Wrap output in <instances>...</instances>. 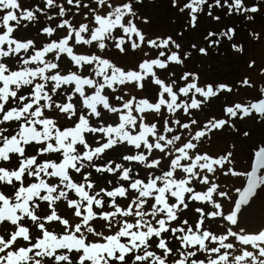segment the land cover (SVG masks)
I'll list each match as a JSON object with an SVG mask.
<instances>
[{"label":"snow or ice","instance_id":"obj_1","mask_svg":"<svg viewBox=\"0 0 264 264\" xmlns=\"http://www.w3.org/2000/svg\"><path fill=\"white\" fill-rule=\"evenodd\" d=\"M143 3L42 0L43 7H26L20 0H0V264H264V223L248 231L239 222L242 207L264 196V143L254 146L250 170H235L234 144L223 155L210 154L217 133H239L236 121L264 127V84L249 75L258 71L264 78V67L250 58L239 81L201 84L186 61L193 52L219 54L225 40L243 55L244 46L233 42L236 28L208 29L206 46L192 43L182 52L172 36L153 38L138 26L149 23L136 8ZM171 7L187 13L186 27L193 31L204 16L221 23L214 9L226 8L225 16L253 26L257 16L264 18V0H171ZM40 16L48 24L38 37L48 42L37 47L35 40L14 37L22 20ZM77 16L81 20L74 22ZM59 30L66 34L53 38ZM249 35L264 40L255 27ZM110 46L133 62L119 66L106 58ZM146 48L157 50L156 57ZM65 58L75 70L61 68ZM172 66L181 69L179 82ZM160 70L169 73L167 79ZM149 81L157 87L154 101L132 95ZM239 88L255 96L225 100L224 118H195L210 101L238 96ZM106 114L115 121L107 123ZM65 118L71 127L59 126ZM118 146L133 150L121 157L123 163H97ZM93 171L117 183L97 191ZM218 174L241 182L235 197L216 182ZM218 197L232 204L222 206ZM61 203L67 217L58 212Z\"/></svg>","mask_w":264,"mask_h":264},{"label":"rangeland","instance_id":"obj_2","mask_svg":"<svg viewBox=\"0 0 264 264\" xmlns=\"http://www.w3.org/2000/svg\"><path fill=\"white\" fill-rule=\"evenodd\" d=\"M154 0L151 3H143L142 5L138 6L136 5V8L138 10V13L140 16L147 18L149 21L148 24H142L139 21H137L138 26L142 29L146 30V34L152 36L153 38L156 35H159L161 37L164 36H170V30L167 26V18H177L176 23L178 27V34L180 32H184L186 22H184V19L187 16L186 13L180 14L177 9H174L171 7V2L169 0ZM171 1V0H170ZM23 6L26 7H32L37 4H39L41 7L42 0H20ZM38 2V3H35ZM174 9V10H173ZM214 14L219 15L221 17V23H215L211 20V18L204 16L200 23L203 24L201 27H199L193 31L190 29H187L188 32H184L186 34L185 37L188 38L187 40V50H189V46L192 43H195L198 45H205V42L203 40V36L206 34V30L213 29L217 32H219L221 29H224L228 26H233L236 28V36L234 38V43H239L244 46L245 52L243 55L236 54L233 52V50L230 47V44L227 40H225L219 48V54L214 52L212 49H209V55L207 57H203L198 55L197 53L193 52L192 57L186 61V66L190 70H194L199 73L200 75V82L201 84L205 82H227L232 84L233 82L239 81L243 73L246 71V64L249 62L250 58H255L257 60V64L260 67H264V40H254L250 35V31H252L253 27H255L256 31H264V18L257 16V24L255 26L249 25L246 23L242 17L237 16H225V13L227 12V9L225 8L223 11L219 9H214ZM3 13H0L2 15ZM180 17V18H179ZM180 19V20H179ZM74 22H79L81 20V17L77 16L73 18ZM54 25L57 23L56 21H53ZM13 25L15 22H11ZM27 24V27H24V25ZM48 22L45 20L43 16H40L38 21L36 22H28V21H22V23L16 28V31L13 33L14 37L21 41H26L29 39L35 40L36 46L41 47L43 44H45L46 41L44 35H39L38 37V30L46 26ZM20 26H23L19 28ZM3 29L0 28V32H2ZM64 33H57L56 36H62ZM55 36V37H56ZM135 38V37H134ZM175 50V49H173ZM92 50L88 49L87 46H85V54H90ZM98 54H101L96 50ZM112 55L108 56L106 58L113 59L114 63H118L119 66H124L126 64H131L133 61L131 58H125L121 56L114 48L110 46L109 50ZM145 51L149 52L150 58H155L158 54L157 50H151V49H145ZM102 55V54H101ZM131 56V54H130ZM149 58V57H145ZM6 62L12 66L13 68L19 67V64L15 61L14 58H5ZM69 70H73L72 67H70ZM65 72L67 70H64ZM90 72V70H88ZM169 71L175 72V78L179 82V76L181 75V69L177 66H172ZM84 74H88V72H85ZM169 73L166 71H159V76L162 79H167ZM252 79L259 80L260 84H264V78H262L259 74V72H251L249 73ZM258 87V86H257ZM239 95L238 96H221L219 99H214L209 102L208 105L204 107L203 111H195L194 116L199 121L204 122L208 118H210L212 115H215L217 118H224L222 113V108L224 106L225 100L228 104L235 102H244L246 100H251L255 96V92L251 89L246 88H239ZM156 93H157V87L152 85L149 81L146 85V88L143 91H137L133 90L132 95H136L137 99L140 98H149L151 100L156 99ZM109 95L112 94L109 92ZM58 99L63 100V96L59 97ZM183 114L181 113L179 117L182 118ZM115 117L111 114L105 115V121L107 123H112L115 121ZM182 122H186V120L182 119ZM237 128L239 129V133L236 132H230L229 130H224L223 132L217 133L212 140V152L210 154L219 153L221 155L225 154V148L229 147L231 145H235V148L233 149L234 155L236 157L234 162V168L237 171H245L250 170L249 164L250 159L252 155V150L254 146L259 145L261 143H264V127H260L258 124L254 123L253 120L246 119L244 121H236ZM59 126L61 128H66L71 126V121L68 119H62L59 121ZM244 131H248L250 133L249 137H244L240 133H243ZM91 140V137H90ZM94 143V142H93ZM124 146H121V150H110L111 155L114 156V161L116 163H123L121 157L125 154L131 153L133 150L128 148H122ZM120 149V148H119ZM126 166H128L126 164ZM135 168L137 171L140 172V177L143 178L145 173L140 168V166L135 165ZM164 171L168 170L167 164L164 165L163 168ZM161 170L157 169L155 170L156 174H160ZM93 179V178H92ZM94 181L96 179H93ZM108 180H111L113 182L112 185H109L107 183ZM216 182L222 185L223 190L230 191L232 196L235 197V191L234 189L236 187H241V182L231 176H224L222 174L217 175ZM117 183L116 177H97V188L98 191L99 188L105 187L110 188L112 186H115ZM197 190H204L203 186H197ZM223 205H231L232 201H225L223 198H217ZM196 206H201L198 203ZM209 209H211V206H208ZM249 210L247 215H244L245 212ZM68 214V213H67ZM70 215V214H68ZM67 215V216H68ZM66 217V216H65ZM244 217V219H243ZM188 218V217H185ZM191 222V221H190ZM239 222L242 227H244L246 230L251 231L259 227L262 223H264V196H260L257 198H254L252 202H250L249 205L243 206L241 214L239 216ZM215 227V225H213ZM54 231H60L58 227L54 229Z\"/></svg>","mask_w":264,"mask_h":264},{"label":"trees","instance_id":"obj_3","mask_svg":"<svg viewBox=\"0 0 264 264\" xmlns=\"http://www.w3.org/2000/svg\"><path fill=\"white\" fill-rule=\"evenodd\" d=\"M151 3V2H153V1H150V0H144V3ZM165 2H167L166 0H165ZM169 2H171L170 0H169ZM175 9V8H174ZM173 9V10H174ZM187 14V13H186ZM186 18L184 19V22H186V25H184L185 26V30H184V32H188V30H187V16H185ZM177 18L178 17H176V18H172V17H168L167 19V26H168V28H169V30H170V35L178 42V43H180L181 45H182V49H181V51L183 52V51H186L187 50V47H188V44H187V40H188V38L187 37H185L186 36V34H184L183 36H181V35H179L178 34V27H177V23H176V20H177ZM180 18V17H179ZM180 20V19H179ZM200 26L202 27L203 26V24L202 23H200ZM183 32V33H184ZM202 46H204V45H198V47H202ZM65 62H66V64H65V70H68L70 67H68V65L69 66H72L71 64H70V62L65 58ZM120 148V149H119ZM116 151L117 150H121V146H118L116 149H115ZM114 156L115 155H111V152H110V150L107 152V154L103 157V159L102 160H99V161H97V163L98 164H103V163H105L106 161H108V160H113L114 159ZM139 166V165H138ZM105 177V176H107V177H110L111 175L110 174H105V175H103V176H101L100 174H97L95 171H93L92 172V178L93 179H96V185H97V177ZM77 177L78 176H76L75 177V179H77ZM43 207H46V205H43ZM58 208H64V209H66L67 211H68V209L66 208V206L64 205V204H60L59 205V207ZM59 212V211H58ZM53 227H55V226H53Z\"/></svg>","mask_w":264,"mask_h":264},{"label":"bare ground","instance_id":"obj_4","mask_svg":"<svg viewBox=\"0 0 264 264\" xmlns=\"http://www.w3.org/2000/svg\"><path fill=\"white\" fill-rule=\"evenodd\" d=\"M248 212H249V210L247 209V211L245 212V210H244V212H243V213H245L244 215H247V214H248ZM243 219H244V217H243Z\"/></svg>","mask_w":264,"mask_h":264}]
</instances>
